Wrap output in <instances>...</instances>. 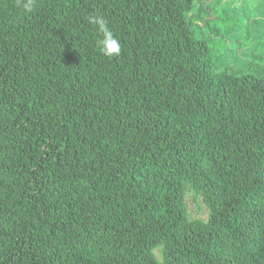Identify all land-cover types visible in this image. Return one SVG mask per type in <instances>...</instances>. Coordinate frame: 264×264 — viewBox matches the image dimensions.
Instances as JSON below:
<instances>
[{
	"label": "trees",
	"instance_id": "16d2710c",
	"mask_svg": "<svg viewBox=\"0 0 264 264\" xmlns=\"http://www.w3.org/2000/svg\"><path fill=\"white\" fill-rule=\"evenodd\" d=\"M194 7L0 0V264H264V69Z\"/></svg>",
	"mask_w": 264,
	"mask_h": 264
},
{
	"label": "rangeland",
	"instance_id": "374dc122",
	"mask_svg": "<svg viewBox=\"0 0 264 264\" xmlns=\"http://www.w3.org/2000/svg\"><path fill=\"white\" fill-rule=\"evenodd\" d=\"M190 18L197 33L216 37L215 52L232 70L264 69V0H195ZM186 202L190 216H206L200 198L196 201L188 195Z\"/></svg>",
	"mask_w": 264,
	"mask_h": 264
},
{
	"label": "clouds",
	"instance_id": "9594fccd",
	"mask_svg": "<svg viewBox=\"0 0 264 264\" xmlns=\"http://www.w3.org/2000/svg\"><path fill=\"white\" fill-rule=\"evenodd\" d=\"M24 13H30L36 0H17ZM88 23L94 25L101 38L96 41L99 52L105 57H116L121 54V42L109 29L107 21L101 16L88 17Z\"/></svg>",
	"mask_w": 264,
	"mask_h": 264
}]
</instances>
